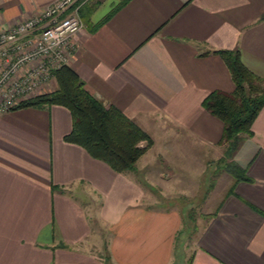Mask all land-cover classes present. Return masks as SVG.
I'll return each instance as SVG.
<instances>
[{
  "label": "crops",
  "instance_id": "obj_1",
  "mask_svg": "<svg viewBox=\"0 0 264 264\" xmlns=\"http://www.w3.org/2000/svg\"><path fill=\"white\" fill-rule=\"evenodd\" d=\"M52 1L0 0V26ZM119 1L81 3L68 65L151 144L115 172L64 139L67 107L2 112L0 264H102L101 243L111 264H264V105L233 153L248 178L224 171V191L208 189L211 208L193 231L182 227L185 192L174 190L208 162L219 172L223 122L202 104L234 83L214 50L236 48L264 79V0H125L105 18ZM181 230L189 242H177Z\"/></svg>",
  "mask_w": 264,
  "mask_h": 264
},
{
  "label": "trees",
  "instance_id": "obj_2",
  "mask_svg": "<svg viewBox=\"0 0 264 264\" xmlns=\"http://www.w3.org/2000/svg\"><path fill=\"white\" fill-rule=\"evenodd\" d=\"M119 1L106 17L122 5ZM224 60L231 74L234 88L228 92L221 89L210 91L203 99L204 107L223 122L220 143L223 153L218 160L219 170L228 172L234 179H247L245 170L233 159V153L244 137L251 133V126L260 108L264 105V79L244 65L236 49L214 50ZM55 87L26 98L19 106L51 103L67 107L72 117L71 130L64 139L85 148L88 154L109 164L113 171H130L141 157L151 137L121 109L108 105L92 96L85 89L84 81L68 64L52 71ZM18 106V105H17ZM145 140L143 146L140 142ZM182 230L177 232V242Z\"/></svg>",
  "mask_w": 264,
  "mask_h": 264
},
{
  "label": "built area",
  "instance_id": "obj_3",
  "mask_svg": "<svg viewBox=\"0 0 264 264\" xmlns=\"http://www.w3.org/2000/svg\"><path fill=\"white\" fill-rule=\"evenodd\" d=\"M85 0H53L22 20L0 26V114L39 91L49 92L54 71L69 63ZM42 92V93H43Z\"/></svg>",
  "mask_w": 264,
  "mask_h": 264
},
{
  "label": "rangeland",
  "instance_id": "obj_4",
  "mask_svg": "<svg viewBox=\"0 0 264 264\" xmlns=\"http://www.w3.org/2000/svg\"><path fill=\"white\" fill-rule=\"evenodd\" d=\"M215 161L208 162L205 170H203V167H201L200 175L194 176V181L189 182V184H181L179 186H174V190L176 189L177 192H180L183 189V195L188 199L187 201H182V204L179 207V211L181 212L183 218L182 227L184 226L187 230H192L196 225L201 224L202 222V215L206 214L208 210L211 208V205L205 206V202L208 197V189L211 188L213 193H216L218 199L221 195V192L224 191V188L227 184L226 176L224 175V171L219 170V172L216 174H213L214 168H215ZM214 167V168H213ZM215 172V171H214ZM187 179V177H185ZM189 188V189H188ZM184 189L188 191H184ZM183 232H185L183 230ZM190 233V232H189ZM188 233H183V236L181 235V242L182 240H187L188 235L185 236ZM189 242V240H187ZM191 243V242H190ZM95 253L98 254V256H101L100 262L102 264H111L110 261H107V249L104 248L102 243L95 247Z\"/></svg>",
  "mask_w": 264,
  "mask_h": 264
}]
</instances>
